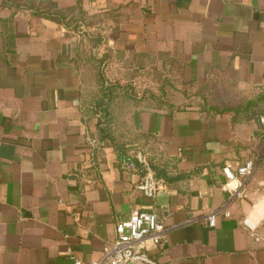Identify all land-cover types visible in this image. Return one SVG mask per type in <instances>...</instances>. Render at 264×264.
Instances as JSON below:
<instances>
[{"label":"crops","instance_id":"1","mask_svg":"<svg viewBox=\"0 0 264 264\" xmlns=\"http://www.w3.org/2000/svg\"><path fill=\"white\" fill-rule=\"evenodd\" d=\"M53 5L101 22L114 78L158 72L238 99L264 90V0H0V264L103 260L134 209L169 229L165 245L144 241L158 264H264L261 121L129 107L124 131L148 169L151 157L182 176L145 197L140 171L96 140L95 72L75 61L80 36L40 14ZM246 161L247 197L232 200L223 169Z\"/></svg>","mask_w":264,"mask_h":264},{"label":"trees","instance_id":"2","mask_svg":"<svg viewBox=\"0 0 264 264\" xmlns=\"http://www.w3.org/2000/svg\"><path fill=\"white\" fill-rule=\"evenodd\" d=\"M15 3L16 0H10ZM33 4L38 0H26ZM42 16L50 18L63 25L68 32L77 33L80 36L79 54L76 62L89 66L95 72V81L98 86L96 96L98 115V134L96 140L102 143L108 140L114 146L118 159L125 168L134 165L144 177L153 173L155 180L164 185H170L179 181L182 176L173 175L169 172L168 163H160L148 157V166L140 163L134 156L135 151L143 146L136 144L137 138L130 136L124 131L122 117L131 106H146L155 109H166L169 112L175 110L179 105L169 97V89L180 85L183 94H203V98L198 100L188 99L187 106H199L201 112L211 116L230 117L232 125L239 123H249L259 121L264 116V90L248 96L235 97V94L223 91V88L210 87L209 90L199 89L193 83H184L181 79L165 77L156 72L153 81L160 85L154 89L150 84H145L142 79H138L134 74L124 78H114L109 75L113 66V52L108 47L104 36L106 30L102 29L97 22L96 28L88 29V18L79 16L72 10H58L54 8L40 13ZM205 93L214 94L211 98Z\"/></svg>","mask_w":264,"mask_h":264},{"label":"built area","instance_id":"3","mask_svg":"<svg viewBox=\"0 0 264 264\" xmlns=\"http://www.w3.org/2000/svg\"><path fill=\"white\" fill-rule=\"evenodd\" d=\"M260 121L264 126V116ZM135 158L143 164L147 160L142 150L135 152ZM129 168L135 167L131 165ZM256 168L257 164L254 161H246L237 167L226 166L223 173L227 182L222 185V190L228 193L232 200L245 199L247 188L244 179L254 174ZM163 185L149 172L143 177L139 189L145 197L155 199ZM208 222L213 227L215 216H208ZM168 230L156 211L134 209L127 219L116 223V238L108 247L107 256L103 260L89 264H158L157 259L145 250L144 241L149 239L156 246L165 245ZM74 264L86 263L74 259Z\"/></svg>","mask_w":264,"mask_h":264},{"label":"rangeland","instance_id":"4","mask_svg":"<svg viewBox=\"0 0 264 264\" xmlns=\"http://www.w3.org/2000/svg\"><path fill=\"white\" fill-rule=\"evenodd\" d=\"M151 80V79H150ZM142 81L147 85V84H150L151 83V85H152V87L154 88V89H158V88H160V85H161V83H160V85H158L157 83H155V82H151V81H149V79H142ZM168 91H169V97H171L173 100H175L176 101V103L179 105V106H184V105H186L188 102H189V100L188 99H193L194 101L195 100H198V99H200V98H203L205 95H203V94H193V93H189V95H185V94H183V92H184V89L180 86V85H178V86H176L175 88H173V89H169L168 88ZM183 91V92H182ZM206 95H207V93H205ZM207 96H209L210 98H211V96H214V94L212 95V94H208ZM235 97H238L237 95H235ZM210 100H213V98H211Z\"/></svg>","mask_w":264,"mask_h":264},{"label":"water","instance_id":"5","mask_svg":"<svg viewBox=\"0 0 264 264\" xmlns=\"http://www.w3.org/2000/svg\"><path fill=\"white\" fill-rule=\"evenodd\" d=\"M131 264H134V263H131Z\"/></svg>","mask_w":264,"mask_h":264}]
</instances>
